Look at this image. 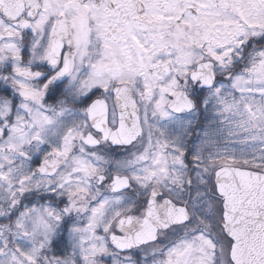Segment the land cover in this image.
I'll list each match as a JSON object with an SVG mask.
<instances>
[{
	"label": "snow or ice",
	"instance_id": "snow-or-ice-1",
	"mask_svg": "<svg viewBox=\"0 0 264 264\" xmlns=\"http://www.w3.org/2000/svg\"><path fill=\"white\" fill-rule=\"evenodd\" d=\"M0 221V264H264V0H0Z\"/></svg>",
	"mask_w": 264,
	"mask_h": 264
},
{
	"label": "flooded vegetation",
	"instance_id": "flooded-vegetation-1",
	"mask_svg": "<svg viewBox=\"0 0 264 264\" xmlns=\"http://www.w3.org/2000/svg\"><path fill=\"white\" fill-rule=\"evenodd\" d=\"M114 151H115V153L119 156L120 154H121V152H122V150L121 149H114Z\"/></svg>",
	"mask_w": 264,
	"mask_h": 264
},
{
	"label": "trees",
	"instance_id": "trees-1",
	"mask_svg": "<svg viewBox=\"0 0 264 264\" xmlns=\"http://www.w3.org/2000/svg\"><path fill=\"white\" fill-rule=\"evenodd\" d=\"M0 222H3V221H0Z\"/></svg>",
	"mask_w": 264,
	"mask_h": 264
}]
</instances>
